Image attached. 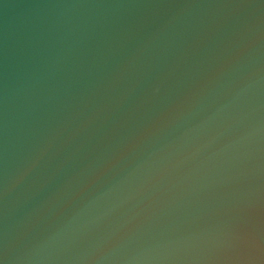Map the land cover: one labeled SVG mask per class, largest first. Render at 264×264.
Listing matches in <instances>:
<instances>
[{
	"label": "water",
	"instance_id": "1",
	"mask_svg": "<svg viewBox=\"0 0 264 264\" xmlns=\"http://www.w3.org/2000/svg\"><path fill=\"white\" fill-rule=\"evenodd\" d=\"M0 264H264V0H0Z\"/></svg>",
	"mask_w": 264,
	"mask_h": 264
}]
</instances>
